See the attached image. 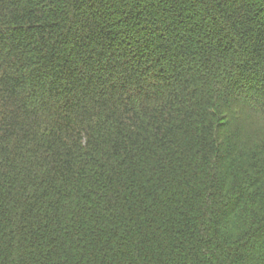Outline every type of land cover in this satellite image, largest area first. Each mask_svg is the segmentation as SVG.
Returning a JSON list of instances; mask_svg holds the SVG:
<instances>
[{
	"label": "trees",
	"instance_id": "trees-1",
	"mask_svg": "<svg viewBox=\"0 0 264 264\" xmlns=\"http://www.w3.org/2000/svg\"><path fill=\"white\" fill-rule=\"evenodd\" d=\"M0 264H264V0H0Z\"/></svg>",
	"mask_w": 264,
	"mask_h": 264
}]
</instances>
